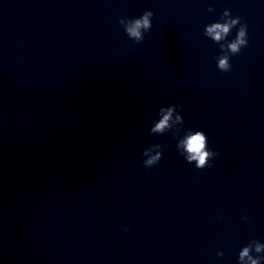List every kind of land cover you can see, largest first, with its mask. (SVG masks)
Instances as JSON below:
<instances>
[{
    "label": "clouds",
    "instance_id": "9594fccd",
    "mask_svg": "<svg viewBox=\"0 0 264 264\" xmlns=\"http://www.w3.org/2000/svg\"><path fill=\"white\" fill-rule=\"evenodd\" d=\"M207 11L212 12L214 9L209 6ZM153 17L154 12L148 9L138 17L121 16L117 23L123 28L129 40L134 44H140L145 34L153 27ZM233 29H236V35L228 40ZM204 35L219 46L220 54L214 59L216 68L222 73L230 72L232 70L231 57L240 55L242 50L249 46L247 22L239 15L233 16L230 9H225L218 21L205 25ZM181 109L182 105L179 104L160 107L157 112L159 118L153 120L149 129L150 134L163 135L170 132L175 139L184 123ZM176 150L188 164H194L198 170L213 167V162L220 156L219 150L209 148L208 137L202 130L188 129L178 139ZM163 151L164 147L159 143L149 145L141 153L142 165L147 169L155 167L163 158ZM241 219L247 223L249 216L244 215ZM122 227L125 232L131 231L127 225ZM223 255V252L217 253V256L222 257ZM238 264H264V243L257 239L250 240L239 251Z\"/></svg>",
    "mask_w": 264,
    "mask_h": 264
}]
</instances>
